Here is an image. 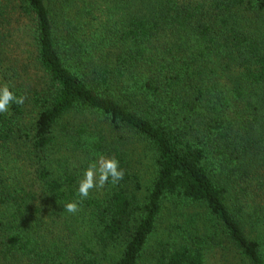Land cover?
<instances>
[{"label":"trees","instance_id":"obj_1","mask_svg":"<svg viewBox=\"0 0 264 264\" xmlns=\"http://www.w3.org/2000/svg\"><path fill=\"white\" fill-rule=\"evenodd\" d=\"M4 83L0 264H264V0H0Z\"/></svg>","mask_w":264,"mask_h":264},{"label":"clouds","instance_id":"obj_2","mask_svg":"<svg viewBox=\"0 0 264 264\" xmlns=\"http://www.w3.org/2000/svg\"><path fill=\"white\" fill-rule=\"evenodd\" d=\"M26 100L25 94L17 95L8 83L0 85V113L9 111L11 104L23 105ZM96 155V159L91 160L84 170L82 177L78 181V195L83 199L89 196L92 189H103L105 184L111 181L112 184L119 183L125 175V170L120 167V161L113 156ZM64 210L69 213H76L79 204L76 201L64 203Z\"/></svg>","mask_w":264,"mask_h":264},{"label":"rangeland","instance_id":"obj_3","mask_svg":"<svg viewBox=\"0 0 264 264\" xmlns=\"http://www.w3.org/2000/svg\"><path fill=\"white\" fill-rule=\"evenodd\" d=\"M137 150H138V147H137ZM139 151V150H138ZM140 156H142V154L140 153V151L139 152H137V153H133V158L135 159V158H139ZM138 170H140V166L138 167Z\"/></svg>","mask_w":264,"mask_h":264}]
</instances>
